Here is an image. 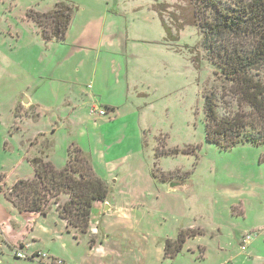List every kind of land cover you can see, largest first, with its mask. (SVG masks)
<instances>
[{
	"label": "rangeland",
	"instance_id": "rangeland-1",
	"mask_svg": "<svg viewBox=\"0 0 264 264\" xmlns=\"http://www.w3.org/2000/svg\"><path fill=\"white\" fill-rule=\"evenodd\" d=\"M60 1L0 0L2 180L12 162L6 143L36 135L18 157L45 151L57 168L65 167L74 144L108 186L107 220L129 208L152 251L162 231L151 198L160 192L184 202L194 227L186 230L182 251L161 260L154 252L150 264H264V231L257 228L264 225V144L226 151L206 142L205 91L219 92L220 83L201 47L192 0H71L78 11L65 40H48L34 14ZM20 94L43 112L20 111ZM150 176L157 184L147 185ZM170 182L180 185L172 193ZM248 201L256 206L250 213L231 208ZM55 211L50 208L45 225ZM166 231L180 234L173 226ZM254 232L258 237L243 248ZM86 249L81 237L69 261H59L90 264ZM5 250L2 264H29Z\"/></svg>",
	"mask_w": 264,
	"mask_h": 264
},
{
	"label": "trees",
	"instance_id": "trees-1",
	"mask_svg": "<svg viewBox=\"0 0 264 264\" xmlns=\"http://www.w3.org/2000/svg\"><path fill=\"white\" fill-rule=\"evenodd\" d=\"M192 2L201 47L220 83L219 92L205 91L206 142L226 151L264 144V0ZM77 11L71 0L60 1L50 12L34 14V20L46 39L64 41ZM219 109L224 112L222 117ZM44 154L40 151L29 160L33 178L21 179L0 192L21 213L46 217L54 206L69 231L89 233L94 204L106 202L108 186L96 177L89 158L78 146H70L63 168L45 161ZM186 232L166 241L165 258L179 255Z\"/></svg>",
	"mask_w": 264,
	"mask_h": 264
},
{
	"label": "crops",
	"instance_id": "crops-1",
	"mask_svg": "<svg viewBox=\"0 0 264 264\" xmlns=\"http://www.w3.org/2000/svg\"><path fill=\"white\" fill-rule=\"evenodd\" d=\"M22 97L27 98L29 102L28 107L20 101L19 98ZM17 102L19 103L20 111L32 110V114L37 115L43 112L41 104L35 103L33 98L29 100L24 94H20ZM97 108L95 107L93 110ZM18 114L22 116V112ZM22 121L24 120L22 119ZM35 137L36 135L26 141H21L16 146L6 143L8 144L7 148L10 149V152H5L10 155L12 162L6 156L11 165L10 169L6 171L8 175L4 178V181H0V186L9 189L21 179L33 178L34 168L29 163L30 158L27 159V155L18 157V154L22 156V149L26 148L28 143L32 146V140ZM153 182L157 184L155 178L150 176L147 185L149 186ZM171 183L169 184L171 185ZM165 184L167 186L168 183L166 182ZM1 188L3 189V187ZM169 189L170 186L168 185V191L172 193V190ZM159 194V196L151 198L150 202L152 205L150 207L151 210L157 212L154 214V221L157 222L162 231L157 236L158 240L155 241V243H159V247L156 251H152L148 235L136 228L135 222L133 221L134 215L128 212L129 208L127 210L124 208L125 211L122 212H116V217L108 221L106 218L107 214L104 215V212H107L108 209L111 210L109 205L104 207V202H96L92 213L90 231L87 234L80 235L75 231L68 230L66 222L59 217L57 211L53 214V220L48 225H45L46 223L43 221L45 219L43 218L46 217L39 214L19 212L6 199L5 194L0 192V256L8 252L5 249L12 250L15 255L16 251L14 250L17 247H23L25 252L32 257L30 259H24L28 260L29 264H55L54 262L60 259L69 261L68 258L70 257L72 247L76 248L79 238L83 237L86 245H88V250H86L90 264H150V259L153 257L154 252L159 254V260H161V257L167 259L165 258V241L176 240L177 237L167 232L166 227H177L178 232L182 231V229L185 232L186 230L193 229L194 226L192 221L187 218L185 205L181 199H173L170 198V195L160 192ZM236 207L241 208L240 212L245 215L247 212L250 213L252 207L256 206L251 201H248L242 202L240 205L235 204L231 206L232 209L238 210ZM114 226L117 229L114 230ZM257 228L258 230L264 231V225L257 226ZM254 233V235L250 233L244 237L242 242L243 248L247 249L258 237L256 236V232ZM71 235L73 236L72 241H70L72 238ZM247 236H251L249 242H246ZM42 243L46 244V247ZM39 253H46L49 258L45 260L41 258L37 259ZM119 258H123L124 260L118 261ZM0 264H2L1 261ZM74 264H77L76 260Z\"/></svg>",
	"mask_w": 264,
	"mask_h": 264
},
{
	"label": "built area",
	"instance_id": "built-area-1",
	"mask_svg": "<svg viewBox=\"0 0 264 264\" xmlns=\"http://www.w3.org/2000/svg\"><path fill=\"white\" fill-rule=\"evenodd\" d=\"M97 109H95L94 111H96ZM101 115H104L105 113L103 112V111H100L99 112ZM246 242H249L250 240H251V236H247L246 237ZM16 257L17 258H19V259H26V258H30L31 256H29L28 254H27V252H25V249L24 248H21V249H17V251H16ZM38 258H41V259H47V258H49V256L48 255H46V254H42V253H40L39 255H38ZM55 264H62V261H59V260H56L55 262H54Z\"/></svg>",
	"mask_w": 264,
	"mask_h": 264
},
{
	"label": "water",
	"instance_id": "water-1",
	"mask_svg": "<svg viewBox=\"0 0 264 264\" xmlns=\"http://www.w3.org/2000/svg\"><path fill=\"white\" fill-rule=\"evenodd\" d=\"M19 99L25 106L28 107L29 102H28L27 98L22 97V98H19ZM177 184L178 183H171L170 190H172V191L176 190L177 187L180 186V185H177Z\"/></svg>",
	"mask_w": 264,
	"mask_h": 264
}]
</instances>
